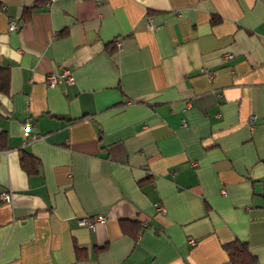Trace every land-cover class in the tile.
I'll use <instances>...</instances> for the list:
<instances>
[{
	"label": "crops",
	"instance_id": "1",
	"mask_svg": "<svg viewBox=\"0 0 264 264\" xmlns=\"http://www.w3.org/2000/svg\"><path fill=\"white\" fill-rule=\"evenodd\" d=\"M0 66V264H264V0H0Z\"/></svg>",
	"mask_w": 264,
	"mask_h": 264
},
{
	"label": "trees",
	"instance_id": "2",
	"mask_svg": "<svg viewBox=\"0 0 264 264\" xmlns=\"http://www.w3.org/2000/svg\"><path fill=\"white\" fill-rule=\"evenodd\" d=\"M9 87V72L6 68L0 66V93L8 91ZM2 139L4 138V135ZM1 138V137H0ZM38 159L29 154L24 153L20 159V166L28 174L32 175L38 171ZM124 231L126 224H122ZM136 234V229L133 230V235ZM228 255V264H256V257L249 251L248 245L240 240H234L224 245Z\"/></svg>",
	"mask_w": 264,
	"mask_h": 264
},
{
	"label": "built area",
	"instance_id": "3",
	"mask_svg": "<svg viewBox=\"0 0 264 264\" xmlns=\"http://www.w3.org/2000/svg\"><path fill=\"white\" fill-rule=\"evenodd\" d=\"M17 28H18V26L16 24V21L11 19L9 21V30H15ZM116 45L119 47L120 43L116 42ZM231 56H232L231 54L227 53V57H231ZM61 80H65L69 83H73L74 77L72 75V72L66 68V69H63L60 73L52 72L46 76V84L49 87L56 86ZM254 118H255L254 115L250 116V120H253ZM182 124H183V126H186V123L184 121L182 122ZM30 126H31L30 120L26 119V121L24 122V128H25V134L26 135H27V132H28V129ZM261 184H262L263 191H264V177L261 180ZM0 197L3 200L7 201L10 199V194L7 192H1ZM105 219H106V217L104 215L98 214L96 216H91V217L88 216V217L79 218L78 224L86 226L88 228H94V226L97 222H103ZM189 241L193 242L194 240L190 239Z\"/></svg>",
	"mask_w": 264,
	"mask_h": 264
}]
</instances>
